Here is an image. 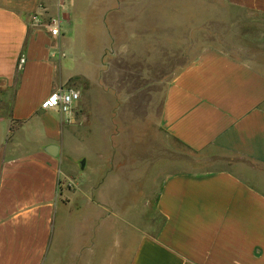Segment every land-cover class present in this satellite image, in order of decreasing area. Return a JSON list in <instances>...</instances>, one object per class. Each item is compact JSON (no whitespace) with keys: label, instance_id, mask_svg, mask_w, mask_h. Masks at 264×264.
Wrapping results in <instances>:
<instances>
[{"label":"crops","instance_id":"1","mask_svg":"<svg viewBox=\"0 0 264 264\" xmlns=\"http://www.w3.org/2000/svg\"><path fill=\"white\" fill-rule=\"evenodd\" d=\"M18 2L0 0V264H264V0H224L260 19L244 58L206 50L161 97L164 133L219 151V165L163 176L151 211L145 199L126 213L116 192H127L129 163L99 169L87 186L91 161L69 159V147L121 144L143 122L147 95L109 83L107 39L92 53L30 32ZM54 91L79 93L68 114L40 109Z\"/></svg>","mask_w":264,"mask_h":264},{"label":"rangeland","instance_id":"2","mask_svg":"<svg viewBox=\"0 0 264 264\" xmlns=\"http://www.w3.org/2000/svg\"><path fill=\"white\" fill-rule=\"evenodd\" d=\"M18 1L30 32L48 35L52 20H59L60 36L63 34L65 41L76 39L92 53L107 39L101 63L108 71L105 76L109 83L114 81L118 89L140 90L147 95L148 112L143 122L133 123V132L125 133L126 138L115 130L116 137H124L117 140L121 144L69 147V159L84 155L91 161L90 169L84 171L87 186L100 180L95 175L99 169H117L129 163L135 172L131 182L120 180L127 192H116L119 209L124 208L122 212L126 213L125 208L136 206L139 210L147 199L151 211L163 176L205 172L211 165H219V151L193 152L164 133L159 122L161 97L169 80L206 50L244 58L243 43L253 42V37L258 36V30L252 28L259 25L256 15L230 7L224 0ZM100 155L105 160L101 161ZM79 169L80 161L69 163V171ZM68 178V189H74L77 178ZM65 184L61 182L62 186Z\"/></svg>","mask_w":264,"mask_h":264},{"label":"built area","instance_id":"3","mask_svg":"<svg viewBox=\"0 0 264 264\" xmlns=\"http://www.w3.org/2000/svg\"><path fill=\"white\" fill-rule=\"evenodd\" d=\"M48 33L53 38L60 36V22L59 20H52ZM19 64H23L20 60ZM79 93L75 91H54L41 104L40 109L43 111L56 110L61 114H68L73 105L79 100Z\"/></svg>","mask_w":264,"mask_h":264}]
</instances>
